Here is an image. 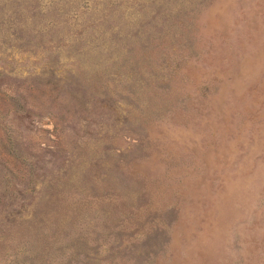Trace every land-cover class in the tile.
I'll list each match as a JSON object with an SVG mask.
<instances>
[{"label":"rangeland","instance_id":"374dc122","mask_svg":"<svg viewBox=\"0 0 264 264\" xmlns=\"http://www.w3.org/2000/svg\"><path fill=\"white\" fill-rule=\"evenodd\" d=\"M0 264H264V0H0Z\"/></svg>","mask_w":264,"mask_h":264}]
</instances>
